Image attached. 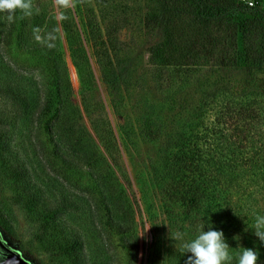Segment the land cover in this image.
Returning <instances> with one entry per match:
<instances>
[{
	"label": "trees",
	"instance_id": "1",
	"mask_svg": "<svg viewBox=\"0 0 264 264\" xmlns=\"http://www.w3.org/2000/svg\"><path fill=\"white\" fill-rule=\"evenodd\" d=\"M262 1L247 6L238 0H155L145 13L144 26L162 29L164 34L149 48V58L157 68L176 74L203 67H233L240 61L264 67ZM49 27L50 32L57 29L54 23ZM65 31L81 84L90 86L93 73L82 40L70 22ZM54 43L52 63L44 58L48 51L35 44L41 56L35 84L6 83L15 109L25 116L34 112L35 138L47 157L48 188L39 174L33 178L24 161L1 154L6 144L0 116L1 167L10 180L14 200L33 222L34 237L42 249L61 257L65 264H86L79 218L86 214L95 229L100 226L109 233H123L133 225V213L124 186L95 141H100L114 162L117 140L113 130L108 121L92 117V132L85 126L58 50L59 37ZM118 71L110 68L103 75L112 89L121 84ZM159 77L169 81V76ZM199 87L190 98L196 99L195 106L174 125L164 127L152 113L143 116L141 134L160 142L149 176L141 185L152 189L165 205L184 206L188 225L198 230L204 224L207 231L209 224L214 228L225 221V207L232 211L231 216L239 214L243 203L256 199L258 187H262L260 201L264 202V185L259 186L264 179V143L225 139V106L232 105L239 116L250 112L254 98L263 94L224 79ZM83 95L87 111L85 91ZM211 105L218 106L219 112L208 126L202 115ZM7 227L0 215V228L8 235Z\"/></svg>",
	"mask_w": 264,
	"mask_h": 264
},
{
	"label": "rangeland",
	"instance_id": "2",
	"mask_svg": "<svg viewBox=\"0 0 264 264\" xmlns=\"http://www.w3.org/2000/svg\"><path fill=\"white\" fill-rule=\"evenodd\" d=\"M33 4L34 14L24 19H20L18 13L14 21L9 22L7 13H0V116L6 144L1 154L24 161L33 178L39 174L41 183L48 188L47 157L39 150L35 138L34 112L25 116L15 109L13 99L6 92V83L21 81L29 87L36 83L39 79L37 63L41 56L35 44L42 46L44 52L48 51L44 58L47 57L51 63L54 52L35 40L33 29L39 28L43 37L54 23L58 29V50L69 74L73 100L81 108L82 121L91 132V117L101 122L108 121L116 137L117 157L114 162L100 141L97 138L95 141L124 186L133 213V225L129 230L124 226L123 233H109L100 226L95 229L86 214L79 218L85 263L185 264L190 253L183 254L179 249L184 240L192 239L200 229L193 230L188 225L184 206L175 203L165 205L152 189H143L141 184L149 176L160 140L145 138L140 131V122L143 116L152 113L164 127L174 125L195 106L196 99L190 101V98L199 92V84L206 86L216 79H224L263 94L254 98L250 112L239 116L232 105L225 106V139L264 143V67L240 61L233 67H203L177 74L157 68L149 58V48L163 38L164 31L144 26L145 13L155 5V0H76L75 6L67 10L59 9L54 0H33ZM35 9L39 12L36 13ZM61 11H65L66 20L58 19ZM67 22L78 32L89 57L93 73L90 86L81 84L70 55L66 42ZM110 68L119 70L122 75L117 89L110 88L104 81L103 75ZM159 74L169 76V81H164ZM170 83L174 84L173 87L169 86ZM182 83L183 87L177 89L176 86ZM31 91L34 92L32 88ZM84 91L87 111L83 109ZM218 112L219 107L212 105L203 111L202 117L208 126ZM262 184L264 179L260 180L259 186ZM261 189H255L256 199L243 203L239 214L231 216L232 211L225 207V221L213 228L223 230L234 257L231 264H237L236 256L242 247L257 249L258 264L263 263L264 242L251 228L255 216L264 215ZM13 193L10 180L2 172L0 160V215L10 230L6 235L34 264H65L61 257L44 251L37 243L33 222L14 200ZM177 232L184 234V240L172 239L171 235ZM234 236L239 239H234Z\"/></svg>",
	"mask_w": 264,
	"mask_h": 264
},
{
	"label": "clouds",
	"instance_id": "3",
	"mask_svg": "<svg viewBox=\"0 0 264 264\" xmlns=\"http://www.w3.org/2000/svg\"><path fill=\"white\" fill-rule=\"evenodd\" d=\"M59 9L67 10L75 6L76 0H54ZM83 2V0H81ZM38 13L39 9H35ZM0 13H7L9 22H13L19 13V18L24 19L34 14L33 0H0ZM65 11L59 14V20H66ZM58 29L41 35L39 28L33 29L34 38L37 42L46 44L48 48L55 47ZM150 227V226H149ZM254 234L261 242H264V215L255 216L254 224L251 226ZM143 235V234H142ZM173 240H184V234L177 232L171 235ZM234 239H239L234 236ZM231 247L226 242L223 230H214L209 224L208 230H204V224L200 226L198 234L190 240H184L179 249L183 254L190 253L185 264H231L234 257ZM237 264H258L259 251L254 248L242 247V251L236 256Z\"/></svg>",
	"mask_w": 264,
	"mask_h": 264
},
{
	"label": "water",
	"instance_id": "4",
	"mask_svg": "<svg viewBox=\"0 0 264 264\" xmlns=\"http://www.w3.org/2000/svg\"><path fill=\"white\" fill-rule=\"evenodd\" d=\"M0 264H34L21 250L11 243L0 228Z\"/></svg>",
	"mask_w": 264,
	"mask_h": 264
},
{
	"label": "built area",
	"instance_id": "5",
	"mask_svg": "<svg viewBox=\"0 0 264 264\" xmlns=\"http://www.w3.org/2000/svg\"><path fill=\"white\" fill-rule=\"evenodd\" d=\"M238 2L247 6H252L255 4L256 0H238Z\"/></svg>",
	"mask_w": 264,
	"mask_h": 264
},
{
	"label": "flooded vegetation",
	"instance_id": "6",
	"mask_svg": "<svg viewBox=\"0 0 264 264\" xmlns=\"http://www.w3.org/2000/svg\"><path fill=\"white\" fill-rule=\"evenodd\" d=\"M2 230V229H1ZM3 231V230H2ZM4 235L6 236V238L11 242V240L8 238V236L6 235V233L3 231ZM12 243V242H11Z\"/></svg>",
	"mask_w": 264,
	"mask_h": 264
}]
</instances>
